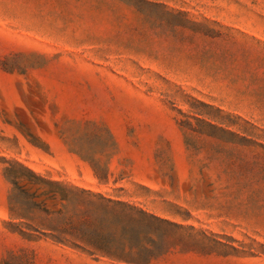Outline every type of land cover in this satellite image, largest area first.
<instances>
[{
  "label": "rangeland",
  "instance_id": "obj_1",
  "mask_svg": "<svg viewBox=\"0 0 264 264\" xmlns=\"http://www.w3.org/2000/svg\"><path fill=\"white\" fill-rule=\"evenodd\" d=\"M0 264H264V0H0Z\"/></svg>",
  "mask_w": 264,
  "mask_h": 264
}]
</instances>
